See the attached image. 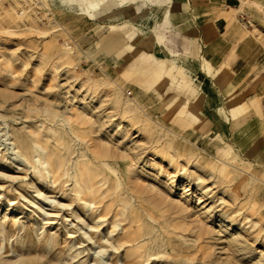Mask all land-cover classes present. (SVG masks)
I'll list each match as a JSON object with an SVG mask.
<instances>
[{"label": "rangeland", "instance_id": "obj_1", "mask_svg": "<svg viewBox=\"0 0 264 264\" xmlns=\"http://www.w3.org/2000/svg\"><path fill=\"white\" fill-rule=\"evenodd\" d=\"M89 19L76 1L0 0V264H264V99L237 119L222 109L224 142L207 150L168 91L108 72ZM189 97L175 98L199 109ZM85 173L97 191L77 196Z\"/></svg>", "mask_w": 264, "mask_h": 264}, {"label": "crops", "instance_id": "obj_2", "mask_svg": "<svg viewBox=\"0 0 264 264\" xmlns=\"http://www.w3.org/2000/svg\"><path fill=\"white\" fill-rule=\"evenodd\" d=\"M69 1L82 4L89 20L104 28L100 58L108 72L123 67L125 77L149 82L150 95L168 91L171 119L182 120L207 150V137L224 142L217 117L222 109L237 119L254 113L264 99V51L243 17L241 0ZM93 3L100 7L91 17L87 7ZM185 93L195 95L199 109L175 98Z\"/></svg>", "mask_w": 264, "mask_h": 264}, {"label": "bare ground", "instance_id": "obj_3", "mask_svg": "<svg viewBox=\"0 0 264 264\" xmlns=\"http://www.w3.org/2000/svg\"><path fill=\"white\" fill-rule=\"evenodd\" d=\"M39 1V0H37ZM241 6L242 7H247V6H255L258 8V10L260 9V4L255 2V1H251V0H241ZM99 4L98 3H93L88 5L87 7V12L91 17H94V15L90 14V12H94V13H98L99 11ZM241 7V8H242ZM25 14V12L18 13L19 17H22ZM22 21V20H20ZM24 21V20H23ZM22 21V22H23ZM34 25V24H33ZM57 32V31H56ZM67 46V44H66ZM252 120V119H251ZM234 121V120H233ZM255 121V120H254ZM251 125V124H250ZM233 127V126H232ZM249 128V127H248ZM245 129V128H243ZM234 131V130H233ZM239 131V130H238ZM236 134V133H235ZM243 134V133H242ZM34 137L36 138L34 140V145L36 146V161L37 163L42 166L44 168V170L47 172L48 177L53 178L54 174H55V170H52V159H53V155H50L47 153V150L43 147V145L40 143L39 141V134H36L33 132ZM240 135V133H239ZM253 135V134H252ZM238 136V135H237ZM242 136V135H241ZM254 136V135H253ZM240 137V136H238ZM247 137V136H246ZM245 137V138H246ZM243 138V137H242ZM251 138V136H250ZM244 140V139H243ZM237 141V140H236ZM11 144V143H10ZM41 153L43 155H41ZM17 154V153H16ZM264 159V158H263ZM223 164H226L225 162L221 161ZM260 162V161H259ZM264 162V161H263ZM83 166L85 168H88V164L87 163H83ZM63 167V161L59 159V169ZM213 171H218V168L216 167H212ZM221 172H223L222 170H220ZM91 173H85V174H81V176H77L75 174H73V178H74V182H75V192L77 196H81L84 191H88L90 193H95L97 191V188L93 185L94 183L97 184V182H95V178L97 177L96 174H94V176L90 175ZM65 175H67V172L65 173ZM81 181H84L86 185H89V187L83 188L81 185ZM111 232H114V230H112ZM1 252V251H0ZM1 256V255H0ZM1 259V258H0Z\"/></svg>", "mask_w": 264, "mask_h": 264}]
</instances>
